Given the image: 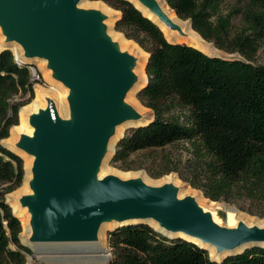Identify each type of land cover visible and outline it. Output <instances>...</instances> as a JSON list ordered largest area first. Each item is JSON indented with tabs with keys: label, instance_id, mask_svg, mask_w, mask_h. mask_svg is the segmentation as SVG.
Instances as JSON below:
<instances>
[{
	"label": "trees",
	"instance_id": "trees-1",
	"mask_svg": "<svg viewBox=\"0 0 264 264\" xmlns=\"http://www.w3.org/2000/svg\"><path fill=\"white\" fill-rule=\"evenodd\" d=\"M102 1L120 12L115 29L148 53L147 79L136 98L152 110L150 120L117 141L110 163L127 169L122 164L136 152L187 143L202 172L193 187L214 201L236 190L264 203V65L254 62L264 46V0L244 5L242 0L232 5L229 0H165L204 40L236 54L232 57L167 40L128 0ZM36 83L40 80L28 64L10 49H0V264H28L31 254L20 241L19 219L3 199L4 192L23 184V161L1 141L19 124V111L33 100ZM107 241L109 264H264V247L217 262L194 243L146 224L115 228Z\"/></svg>",
	"mask_w": 264,
	"mask_h": 264
},
{
	"label": "water",
	"instance_id": "water-1",
	"mask_svg": "<svg viewBox=\"0 0 264 264\" xmlns=\"http://www.w3.org/2000/svg\"><path fill=\"white\" fill-rule=\"evenodd\" d=\"M128 1L151 21L143 10L179 30L157 0ZM80 2L0 0V30L6 44L2 49L16 43L23 58L45 61L52 77L67 88L68 117H60L55 102L47 99L46 108L29 117L32 135L21 134L15 144L32 158L30 193L20 198L30 214L28 243H92L103 223L117 222L113 229L149 225L128 222L142 219L196 238L217 253L247 242H264V227L218 224L193 197L179 198L171 183L149 186L140 178L121 180L111 174L99 178L116 127L141 119L125 102L136 82L135 58L111 40L105 15L80 8ZM237 254L209 258L221 262Z\"/></svg>",
	"mask_w": 264,
	"mask_h": 264
},
{
	"label": "rangeland",
	"instance_id": "rangeland-1",
	"mask_svg": "<svg viewBox=\"0 0 264 264\" xmlns=\"http://www.w3.org/2000/svg\"><path fill=\"white\" fill-rule=\"evenodd\" d=\"M246 1L247 0H242L240 1V3L244 5ZM85 2L87 4L102 2L108 7H110L111 10L107 12L97 9L102 14L105 15L103 23L106 25V31L109 30V23H111V31L116 32L119 35H122L128 41L134 42L142 51L146 52L133 39L127 38L123 32L115 29L114 27L115 21L120 16V12L118 10H115L114 8H112L111 6H109L102 0H85ZM238 2L239 0H229L228 1L229 5H232ZM186 21L189 22V20H186ZM235 24L239 25V20H237ZM115 42L119 45L118 41H115ZM207 43L209 44L210 47L212 46L214 47L213 43L211 42H207ZM14 45L16 46L17 44L13 43V46ZM13 46L10 47V50L13 52L14 56H16ZM17 46L21 48L19 45ZM122 51L127 52L129 55L135 58V66L133 68V73L136 76V82L133 85L132 89L127 93L125 97V102L131 105V107L141 116L143 121H148L152 118V110L143 106L140 103V101L136 98L138 89L142 87L143 84L145 83L144 81L140 80V77L138 73L136 72V66H137V62L143 58L145 59V63H146V55L138 49H135V50L125 49ZM208 53L219 54L224 57H232L233 55H236V54H228L226 52L220 51L216 49L215 47L210 48ZM22 56H23V51H22ZM18 61H21V62L24 61L30 64V68L32 69L31 72H33L32 73L33 76L37 80H40V83L34 84V98L36 96L35 87L37 86L47 91H51V87L53 85L56 87L57 90L59 89L58 90L59 94H63L65 93V91H67V88H65L61 83H59L52 77L51 70L47 68V63L45 61L40 60L38 58H35V59L18 58ZM254 62L257 64L264 65V46L261 49H259L258 52L255 54ZM37 72H39L40 76H38ZM54 102L56 105L58 115L60 117L64 118L66 112H68L69 114V108H68V102H67L66 96L65 98L59 97L58 99L56 97L54 99ZM174 112L178 114L177 111H174ZM130 128L132 127L130 126L125 127V130L121 133L120 136H123L127 131H129ZM9 133L11 134L10 131ZM120 136L116 139L115 143L118 141ZM1 142L3 143V140ZM187 146H188L187 143L179 142L172 146H166L164 148L136 152L132 154L131 156H129V158L124 162V164H122L123 167H126L127 169L120 168L117 165H112L110 163V160H111L114 150L112 152L108 151L109 154L106 158L103 159V162L99 169V173L101 172V169L106 168V170L108 171L124 172V173H130V174H134V173L140 174L139 177L133 175L128 179H131V178L141 179V177L145 175L151 180H154V181L160 180L161 183L159 186L166 184V183H171L177 188V195L179 196L181 194V196H179L180 198L191 196L195 199V201L197 202L199 206H201L203 209L207 211L212 209L214 207V204H217V203L223 205L224 207H229V208L236 210L237 213L240 215V219L237 220V223L233 227H236L239 222H243L247 226L256 225L259 227H264V203L250 201L242 193L236 190H232L231 192L222 195L219 198V200L214 201V200H211L209 197H206L201 189H198L192 186V183H196V184L200 183L202 172L201 170L197 169V165L193 159V156H191L190 152L186 149ZM23 153L25 154L26 157L31 158V156L27 155L25 152ZM21 158L23 161V168H24L25 160L23 157ZM31 165H32V158L30 162V170H31ZM181 176L185 177L186 179H183ZM167 177H170L171 180L163 181V179ZM23 179H24V176H23ZM19 187L15 188L12 191L4 192L3 194V199L8 204L12 212L13 210H12L11 204L16 203L19 208H24L20 203V198L22 195L30 193L26 191L18 193L17 191ZM28 189H29V185H28ZM189 189L198 194L191 193ZM0 192L1 194L3 193L1 189H0ZM16 217L20 221V225H21L20 234L21 233L22 234L21 235L19 234V237H20L21 243L23 244L21 237L26 236L27 242H28V239L30 238L31 233L29 235L23 234L21 220L19 216L16 215ZM112 229L113 228L104 231V235H101L102 237L101 236L99 237L98 235L99 241L104 245V247L107 250V253L109 252L108 253L109 258L106 264H109V259L111 256L110 248H109L108 241H107V233ZM83 244H86V243H47V244H44V246H41L39 249H34L29 246L31 250V254H27V263L28 264H96L94 254H92L89 248H87Z\"/></svg>",
	"mask_w": 264,
	"mask_h": 264
},
{
	"label": "bare ground",
	"instance_id": "bare-ground-1",
	"mask_svg": "<svg viewBox=\"0 0 264 264\" xmlns=\"http://www.w3.org/2000/svg\"><path fill=\"white\" fill-rule=\"evenodd\" d=\"M157 2L160 4L161 8L166 13V15L169 17V19L179 27V30H177L175 28L168 27L166 24L160 22L156 17L148 14V12H146L144 10H143V13L145 15H149L151 17V19L158 25L160 30L163 32V34L167 40L177 41V42H185V43H188V44H191V45L197 47L198 49H200L206 53L209 52L210 48H214L213 46L210 47L209 44L203 38H201V36L197 32H195L191 28L188 21L182 20L179 17H177L175 12L168 6V4L166 3L165 0H157ZM79 7L83 8V9H100V10L106 11V12L111 10L110 7H108L107 5H105L102 2L87 4L85 2V0H81V2L79 3ZM179 31H181L183 33V35L179 34L178 33ZM107 34L110 36L112 41H118L119 47L121 50L138 49L146 55V59H147L148 53L142 51L134 42L128 41L122 35H119L116 32L111 31V23H109V30L107 31ZM5 45L6 44L4 43V35L1 33V30H0V49H2ZM11 45L13 46V44H11ZM13 49L15 51L17 58H20V59L23 58L21 48H19L17 45L16 46L14 45ZM144 66H145V59L143 58L137 62L136 72L138 73L140 80L145 82L147 77H146ZM58 90L53 85L51 87V91H47V90H45L39 86L35 87V92H36L35 98L28 105L23 106L20 109V111H19V124L16 126H13L10 130L11 134L9 135V137L3 140V143L5 146H7L11 150H13L15 153H17L18 155L23 157L25 160V163H24V169H25L24 180H23V184L21 185V187L18 188V191H17L18 193L24 192V191L30 192L28 189V182L31 178V171H30L31 158L26 157L25 154L23 153V151L16 148L15 144L17 143L19 136L21 134L32 135L33 128L29 125V117L32 114L37 113L40 109L46 108L47 99H51L54 101V99L56 97H57V99L59 97L65 98V96L67 95V91H65V93H63V94H59ZM60 103H61V101H60ZM63 107H64V105H63ZM68 115H69L68 112H66L65 118H67ZM144 122L145 121H143V119L141 118L137 121H127V122H124L123 124L117 126L116 130H115V136L110 141L108 151H110V152L113 151V145H114L116 139L125 130V127L136 126V125L142 124ZM108 154H107V156H108ZM105 174L106 175L113 174L121 180H127L128 178H130L133 175H135L137 177L140 176L139 173L130 174V173H124V172H114V171H108V170H106V168L101 169V172L99 173L98 176H99V178H102V177H104L103 175H105ZM141 180L149 186H159L161 183L160 180L154 181V180L149 179L145 175L143 177H141ZM164 180L170 181L171 178L167 177V178L163 179V181ZM190 191L193 194H198L192 190H190ZM179 196H181V194ZM11 205H12L13 213L15 215L19 216V218L21 220L23 234L29 235L31 233V228L29 225L30 214L27 212L25 207L19 208L16 203H12ZM209 212L211 214L213 221H215L218 224H222L224 222L225 226H227V227L235 226V224L237 223V220L240 219V215L237 213L236 210L229 208V207H224L223 205L218 204V203L214 204V207L212 209H210ZM137 221H142V222L149 224L151 227L161 231L165 236H168L169 238L170 237H181V238H184L186 240H190V241L197 243L198 245L204 247L208 251L209 256L212 259H214L215 257L217 259H220V258H224L225 256H228V255L237 254L239 252H243V251H245L249 248H252L254 246L264 247V242H247V243L241 244V245H239L233 249L224 250L220 253H217L215 247H213L207 243H203L196 238L189 237V236L183 234L182 232H168V231H166L165 229L159 227V225L153 219L130 220L128 222H137ZM117 225H118L117 222L103 223L98 230L99 237L101 235H104V231L111 229ZM21 240L23 243H27L30 247H32L34 249H39L41 246H44V244H40V243H28L26 236H22ZM83 245L86 246L87 248H89V250L92 252V254H94L96 264H106L107 263V260L109 258V254L107 253L106 248L99 241V239H97V241H95V242L86 243ZM69 249H70V247H69Z\"/></svg>",
	"mask_w": 264,
	"mask_h": 264
}]
</instances>
